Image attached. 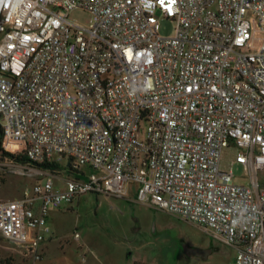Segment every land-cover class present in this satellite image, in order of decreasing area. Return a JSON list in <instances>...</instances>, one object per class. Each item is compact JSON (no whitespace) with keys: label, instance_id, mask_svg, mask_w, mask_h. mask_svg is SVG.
Masks as SVG:
<instances>
[{"label":"built area","instance_id":"2783aa9c","mask_svg":"<svg viewBox=\"0 0 264 264\" xmlns=\"http://www.w3.org/2000/svg\"><path fill=\"white\" fill-rule=\"evenodd\" d=\"M0 130L28 160L14 170L45 178L0 200V239L32 264L47 207L131 186L235 248L232 264H264V0H0ZM226 149L250 184L221 168ZM63 159L57 189L41 165Z\"/></svg>","mask_w":264,"mask_h":264},{"label":"rangeland","instance_id":"374dc122","mask_svg":"<svg viewBox=\"0 0 264 264\" xmlns=\"http://www.w3.org/2000/svg\"><path fill=\"white\" fill-rule=\"evenodd\" d=\"M68 20L86 26L92 16L81 9L68 13ZM174 23L160 18L158 33L171 35ZM145 128L144 124L140 125ZM234 149L222 153L221 168H231L237 184L248 183V175L239 164L230 160ZM9 160H0V200L21 197L23 189H32L44 177L28 172H16ZM23 169L25 165H22ZM25 170V169H24ZM67 160L51 169L53 185L64 188ZM87 171L88 169L82 168ZM50 173V170L48 171ZM257 178L264 183V172ZM131 186L123 197L86 192L58 208L47 207L46 225L49 232L39 245L41 259L36 264H232L235 248L214 239L203 228L184 221L163 210L135 200ZM191 249H209L204 256L189 253ZM0 258L11 264H32L21 254L17 245L0 239Z\"/></svg>","mask_w":264,"mask_h":264},{"label":"trees","instance_id":"16d2710c","mask_svg":"<svg viewBox=\"0 0 264 264\" xmlns=\"http://www.w3.org/2000/svg\"><path fill=\"white\" fill-rule=\"evenodd\" d=\"M9 160L11 163L15 165H25L28 160L25 157L23 151H10L2 147V138H1V130H0V160ZM41 166L45 168H56L55 164H42ZM0 264H11V260L9 258H0Z\"/></svg>","mask_w":264,"mask_h":264},{"label":"water","instance_id":"95a60500","mask_svg":"<svg viewBox=\"0 0 264 264\" xmlns=\"http://www.w3.org/2000/svg\"><path fill=\"white\" fill-rule=\"evenodd\" d=\"M209 252V250H203V249H191L189 251L190 254L195 256H206V254Z\"/></svg>","mask_w":264,"mask_h":264},{"label":"crops","instance_id":"0c3cea01","mask_svg":"<svg viewBox=\"0 0 264 264\" xmlns=\"http://www.w3.org/2000/svg\"><path fill=\"white\" fill-rule=\"evenodd\" d=\"M258 172H264V171H257L256 174H255L256 185H257L258 188H261V187H264V183H260V182H259V180H258V178H257V173H258ZM248 179H249V180H248V183H246V184H250V183H251V180H252V179H251V177H250L249 175H248ZM203 250H209V249H203ZM209 252H211V251L209 250ZM209 252H208V253H209ZM208 253H207V254H208ZM207 254H206V255H207Z\"/></svg>","mask_w":264,"mask_h":264},{"label":"bare ground","instance_id":"6f19581e","mask_svg":"<svg viewBox=\"0 0 264 264\" xmlns=\"http://www.w3.org/2000/svg\"><path fill=\"white\" fill-rule=\"evenodd\" d=\"M9 146H11V147H14V144L13 143H10V145Z\"/></svg>","mask_w":264,"mask_h":264}]
</instances>
